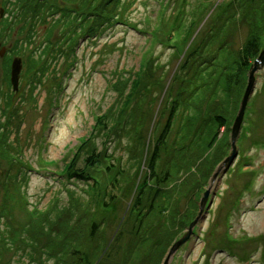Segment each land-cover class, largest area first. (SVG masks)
Wrapping results in <instances>:
<instances>
[{"label": "rangeland", "instance_id": "obj_1", "mask_svg": "<svg viewBox=\"0 0 264 264\" xmlns=\"http://www.w3.org/2000/svg\"><path fill=\"white\" fill-rule=\"evenodd\" d=\"M21 1L0 0V51L4 47L7 49L3 56L0 55V264H33L34 259V264H39L46 258L49 262L43 264L53 262V255L48 257L53 249L51 242L37 230L46 226L48 217L52 220L60 217L61 209L68 206L69 200L71 202L70 196L78 197L85 204L91 198L85 191H95L89 189L88 184H60L56 174L62 173L66 164L76 157L82 163L81 157L94 150L101 152L104 160L96 166L100 172L95 173L103 183L100 199L117 173L126 171L121 177L123 184L118 185L115 203L106 210L100 204L91 219L103 232L97 236L103 247L102 252L97 253L100 256L95 264H126L128 249L136 242V228L157 193L148 191L142 205L136 209L138 193L144 179L148 178L149 158L167 121L169 103L181 92L182 112L171 130L167 146L160 153L158 176L162 175L165 161L169 162L174 148L183 149V153L187 149L197 152L193 160L198 163L195 167L193 161V166L181 165L182 174L172 179L179 181L177 185L163 187L156 203L162 207L168 202L170 216L163 211L162 220L147 219L144 233H149L151 240H158L172 216L180 224L189 220L192 223L197 208V215L200 210L199 201L212 185L213 190L217 187V193L205 220L195 228L196 240L192 236V241L181 247L170 264H264V67L256 73L255 91L238 140V157L222 178L211 184L219 166L213 162V157L220 148L226 157L231 152L232 126L251 67L245 75H240V83H235L229 92L215 91L213 94L205 90L201 103L211 99L214 107L211 115L221 114L228 121L208 158L202 154L213 137L215 123H207L203 138L199 136L200 142L191 147L186 121H183L182 132L178 131L181 117L188 112L182 99L200 98L202 91L195 87L193 80L185 85L187 79L196 78L194 69L191 70L192 62L189 66L186 64L188 58L202 50L203 57L197 56V60L194 57L193 61L196 60L199 69L206 66L217 85L219 76L212 71L215 66L209 67L208 58L216 55L214 64H218L237 56L252 34L260 37L261 49L264 48V0L253 3L247 0V9L241 12L245 4L240 0H114L105 14L114 16V22L103 26L92 38L87 33L88 24L75 21L83 11H91L87 6L89 0H56L57 9L72 12L74 19H68L61 11L53 16L46 10L33 28L25 23V15L29 12L5 9V4L9 8L20 5ZM27 34L35 35L32 46L26 45ZM220 38H223L221 42ZM48 40L59 43L63 51L70 50L73 55L70 60L65 57L59 63L58 76L51 72L37 80L40 68L31 61L40 60L37 57L43 55L42 46ZM15 58L23 60L17 91L11 84ZM183 65L187 67L186 75L180 72ZM133 73L140 77L135 109L138 113L131 116L120 139L109 142L103 127L94 130L96 119L104 115V123L108 126L123 125L127 112H121L122 97L128 94ZM215 99H219L216 101L219 106L215 105ZM3 124L9 126L10 131L6 133L10 144L6 142L5 129L2 130L6 125ZM129 130L133 132L126 135ZM226 137L230 142L228 147H225ZM199 154L202 159H198ZM113 163L116 169L106 171ZM132 170L135 173L128 180L127 175ZM201 176L206 178L201 180ZM66 189H71L69 194ZM195 201L199 203L196 208ZM89 207L92 211L91 202ZM126 216L128 220L122 225ZM96 243L92 240L94 247ZM149 245L145 247L151 248ZM147 254L149 251L147 253L140 246L132 253L131 262L143 264Z\"/></svg>", "mask_w": 264, "mask_h": 264}, {"label": "trees", "instance_id": "obj_2", "mask_svg": "<svg viewBox=\"0 0 264 264\" xmlns=\"http://www.w3.org/2000/svg\"><path fill=\"white\" fill-rule=\"evenodd\" d=\"M113 1L114 0H107V1L103 0L100 2L99 0H89L87 6L88 8H91V11H89L91 13L89 12L86 13L85 11H83L84 13L82 14L80 13V15L76 17L75 21L81 22L82 24H88L87 29L89 30L87 31V33L91 34V38L97 36V34L100 32L103 26H109V24L114 22L113 21L114 16L107 17V15H105L107 7L110 6ZM255 1L259 2L258 0H251L252 3ZM240 2L242 4H245L244 6L241 7L240 9V12H241L242 10L247 9V0H240ZM19 4L20 5L10 4L11 6L7 8V10L10 8H13L15 10L21 9L20 12H24V14L25 13L27 14L29 12L27 15L28 18L25 15V18H26L25 23L26 25H28V28L30 27L33 28L34 24H38L40 22L39 19L43 15V12H45L46 10L53 16L58 14V12L60 13L61 11V9H57L58 6L56 3V0H22L21 2H19ZM5 6L8 7L9 5L5 4ZM82 6H85V5H82ZM30 9H31V12H30ZM115 10L116 8L114 9V12ZM236 10H238V8ZM61 12L62 14L66 13L65 15L68 19L73 17L72 12H68L66 10H63ZM114 14L116 16V12ZM243 16L244 14L242 15V17ZM235 18H238V16H236ZM29 20L31 23L29 22ZM91 22H92V25H91ZM23 27H24V24H23ZM87 29L85 28L83 30L86 31ZM34 37H35L34 34H27L26 45L32 46ZM222 39L220 38L218 39V41L221 42ZM21 40H20V43L21 42L23 43V41ZM261 50L262 49H261L260 37L257 34H252L249 37L248 41L245 43L243 49L240 51V53L237 56L235 57L229 56L230 57L229 59L220 61L218 62V64L217 63L214 64V62L217 61L215 57L216 55L213 57V59L208 58L207 61L210 63L209 67L211 65L215 66L212 71L215 72L217 76H219L217 77L218 79V82H216L217 85L214 84L215 80L213 81L212 79L213 73L208 74L209 69H207L206 66L201 68L202 69L201 70L196 64L197 56L200 58L203 57L202 50L197 55L192 54L188 58L186 64L189 66V64L192 62V64H190L191 70L194 69L195 71L194 74H196V78H193L190 80L185 79L186 80L185 85L192 82L193 80L195 81V87L197 89L200 88V90L202 91H201L200 98H197L196 96L191 97L190 101L189 100L187 101L186 98L182 99V105L187 107L188 112H185L183 116L181 117L182 121L179 124L178 131L180 132L182 130V127L185 125V123H187L188 128L186 127L185 129H187L188 137L191 138V141H190V147H191L193 143L200 142L199 136H201V139L203 138V132H204L203 129L206 126V124L211 123V122L215 123L216 128L213 127V131L215 129V132L211 135L213 136L212 139L207 142V145L205 146L206 147L205 153L202 154L203 156L206 155L207 158L209 157L208 154L209 152H211L212 149H214L213 145L215 144L217 137L220 136L219 134L221 130L223 128L226 129L228 125V121L225 116H221V114L219 115L218 113L215 115H211V113L214 112V109H213L214 107H212L213 105L211 104V99L207 100L203 104L201 103L203 101L201 99L204 98L205 90H211L213 94L215 93V91L216 93L229 92V89L233 85L235 87L236 84L240 83V78H239L240 75L241 74L245 75L244 72H248V68L251 67L252 63H254L258 59ZM42 52H43V55L37 57L40 60L34 59V61L33 60L31 61V63H35V65H37V67L40 68V71H39L40 76L37 74V80H41L42 75L51 73V72H53L52 74H55L58 76L59 73H58L57 67L59 63L62 60H64L65 57H67V60H70L71 55H73V53H70V50L66 52L64 49L63 51V49L60 48L59 43L58 44L53 43L52 40L45 41V43L42 46ZM45 54L48 55L47 58ZM194 57L196 58L195 61H193ZM43 59L45 61H43ZM186 69H187L186 65H183L181 67L180 72L186 75ZM142 70H143V67H142ZM134 74L135 73H133L132 75L134 79L131 80V84L129 86L127 96L124 95L122 97L124 100H122L123 105H122L121 112L122 113H124L125 111L127 112V116L124 117L123 125L122 126L117 125L114 128L108 126L107 123H104V117H103L104 115L101 117H97L96 119L97 123L94 125L95 126L94 130L103 127L104 128L103 131H105L108 134V136L106 137L108 138L109 142L112 141L114 143V141H118L122 133L126 130V126H127V123L130 122V118H133L131 116L138 113L135 111V109H136V103H138L137 101L139 99V96L137 95V93L139 91V86H140V77H138L137 73L135 74V76ZM127 81H126V84H127ZM182 82H184V80H182ZM191 90L189 91V93H191ZM125 91H126V88L124 90V93ZM181 93H179L177 97L169 103L170 108L168 112L167 121L165 123L164 128L162 129L161 134L157 138V141L154 145V149L149 158V162L147 166L148 167V170H147L148 178L144 179V184L138 193L137 203L135 205L136 209L140 208V206L142 205L143 199L145 198V196L148 195L147 194L148 191L152 190V191H156L157 193H155L153 197L151 198L150 206L148 207V211L144 219H140V222H139V219L136 218L139 222L138 227L136 228V231H135V238H136L135 241L136 242H133L128 249L126 264H130L131 262L130 258L133 256L132 253L136 249H138V247L140 246H143L147 253L149 251V254H147L144 260H142L143 264H163V261L168 251L172 247V245L177 241L178 238L181 237L182 233L185 230H187L188 226L191 224L190 220L188 222L184 221L183 223L180 224L178 221H175V217L172 216L171 218H168L167 220L168 227L166 230H164L165 233L161 235V237L158 240H154V239L151 240L152 237L150 236V234L148 233L147 235H145L146 233H144V229H143V225L147 224L146 223L147 219L152 220L153 218H155V220L156 219L162 220L164 218V215H166V212H168L167 217L168 215L170 216L169 211H168V209H170L169 208L170 204L166 202L161 207L160 204L156 203L158 199V195L162 193L163 187L167 189L169 187H174L177 185L179 181L176 182V179L175 181L172 179L175 178V175L177 176L179 174H182L180 171L181 165H185L189 163V165L191 166L194 165L195 167L196 166L195 164L198 163L197 161L193 160L194 159L193 156H197L196 155L197 152L196 153L190 152L187 149L186 153H183L184 152L183 149L174 148V150L170 152L172 154H170L171 157L169 159V162L165 161L163 171L161 172L162 175L158 176V169L161 165V158H162L160 153L163 152L164 151L163 149L165 148V146H167L171 130L173 129V126L175 125L176 120L178 119V117L180 116L182 112L181 102L179 101V96L181 95ZM211 98L213 99V97ZM214 101L215 102L219 101V99H215ZM215 105L219 106L217 102L215 103ZM190 111H192L191 115H189ZM183 121H186V122L183 123ZM132 122L134 125L135 118L133 119ZM3 125H6V126H2L4 127L2 130L5 129L6 142L10 144V140L6 133L10 131L9 126L7 124H3ZM196 125H199V126L195 130ZM228 130H230V128ZM130 132H133V131L129 130L128 134L126 135H129ZM205 138L206 136H204V139ZM226 139L228 138L226 137ZM225 144H226L225 147L230 146L229 139ZM10 146L12 147V145ZM5 151H8V149H6ZM222 151H223V148L222 149L220 148L218 149V152L215 153L214 157L211 156V158L213 157V162H216L217 165H219L221 161L226 157V155L222 154ZM101 156H102L101 152H97L95 150L92 153L88 152L85 155H83V157H81L82 163H79L80 162L79 157H76V159H73L68 164H66L65 170H63L62 173L56 174L59 176L58 182L60 184L65 185L66 182L68 183L76 182V183H80L84 185L88 184L89 185L88 188L93 189L95 191L94 193H91L87 190L85 191L87 196L89 195L91 196L89 201L87 203L85 202V204L79 201L78 197L70 196L71 202L69 200L68 206L61 209L62 213L60 217H58L55 220H52L50 217H48L47 218L48 220L45 222L46 226H44L42 230H37L42 235H44L47 238V240H50L51 242L50 245H52L53 249L50 251V254L48 255V257L50 255H53L51 256L53 259V262H51V264H95L96 260L100 256L97 253L102 252L101 248L103 247V242L101 239H98L97 236L98 235L100 236L101 233L103 234V232L101 231V227H99V225H97L95 222H92L91 219H93V215L95 216V213H97V207L100 204L102 205L103 210H106L112 207V205L115 203V200L118 195L117 193L119 190L118 185L123 184V182L121 181V177L124 175L126 171L120 170L117 173L114 181L110 182L106 186L104 190V194H103V199H100L101 197L100 195L102 194L101 193L102 192L101 191L102 182H100V180L96 177L95 173L100 172V168H96V166L99 163L102 164L104 162ZM200 158L202 159V156L199 154L198 159ZM133 159L138 162V159H136L135 156H133ZM171 160L172 162H170ZM192 161L194 162L193 165L191 164ZM113 169H116L115 163L106 167V171L108 172ZM134 173L135 172L132 170V173H129L127 175L128 180L132 178ZM203 178H206V177L201 176V180H203ZM162 183L164 185H162ZM84 189H86V187ZM66 190H67V194H69L71 191V189H66ZM90 202H91V205L93 206L92 211H90L91 209L89 207ZM198 204H199L198 201H195V208L198 206ZM197 211H198V208H197ZM197 211L195 212L193 218L196 217ZM162 213L164 215H162ZM41 215L43 216L44 212H42ZM127 216L125 217L122 225L127 222L128 220ZM119 234L120 232L118 233V235ZM88 237L91 238L94 241V243L99 241L96 243L98 245L94 247L92 245V240L90 242L86 240ZM147 244H150L149 247L151 248H146L145 245ZM90 250H92V252H90ZM46 259H44V262L47 261ZM34 260H32L33 264L35 263ZM44 262L43 261L41 262L40 260V262L38 263L43 264ZM131 264H134V261H132Z\"/></svg>", "mask_w": 264, "mask_h": 264}, {"label": "water", "instance_id": "obj_3", "mask_svg": "<svg viewBox=\"0 0 264 264\" xmlns=\"http://www.w3.org/2000/svg\"><path fill=\"white\" fill-rule=\"evenodd\" d=\"M3 12V11H2ZM6 48H2L0 51V55L3 56L6 53ZM264 67V48L261 50V53L258 59L253 63L249 70V77H248V84L245 90V94L241 101L239 111L235 122L232 126L231 132V152L230 154L219 164L216 168V171L213 175L212 183L217 178H222L229 169L234 165L237 157H238V140L241 136L242 126L244 123L246 109L248 107V103L250 101L251 96L253 95L256 87V73L259 69ZM23 69V60L22 58H15L12 63V70H11V84L13 86L14 91L19 90V83H20V75ZM217 193V187L213 190L212 185L207 189L204 193L202 199L200 200V210L198 215L196 216L195 220L189 225L188 229L186 230L185 234L177 240L170 250L167 253L165 261L163 264H170L176 253L181 249L183 245L188 243L193 235H195V228L198 226L199 223L205 220L208 211L210 210L214 197Z\"/></svg>", "mask_w": 264, "mask_h": 264}, {"label": "flooded vegetation", "instance_id": "obj_4", "mask_svg": "<svg viewBox=\"0 0 264 264\" xmlns=\"http://www.w3.org/2000/svg\"><path fill=\"white\" fill-rule=\"evenodd\" d=\"M7 8H8V7H6L5 9L7 10ZM7 53H10V52L8 51ZM195 232H196V230H195ZM196 235H197V233H196L195 235H193V236H194L193 238H194L195 240H196ZM191 239H192V238H191ZM190 241H192V240H190Z\"/></svg>", "mask_w": 264, "mask_h": 264}, {"label": "bare ground", "instance_id": "obj_5", "mask_svg": "<svg viewBox=\"0 0 264 264\" xmlns=\"http://www.w3.org/2000/svg\"><path fill=\"white\" fill-rule=\"evenodd\" d=\"M118 259H120V258H118Z\"/></svg>", "mask_w": 264, "mask_h": 264}, {"label": "clouds", "instance_id": "obj_6", "mask_svg": "<svg viewBox=\"0 0 264 264\" xmlns=\"http://www.w3.org/2000/svg\"><path fill=\"white\" fill-rule=\"evenodd\" d=\"M196 233V232H195Z\"/></svg>", "mask_w": 264, "mask_h": 264}]
</instances>
